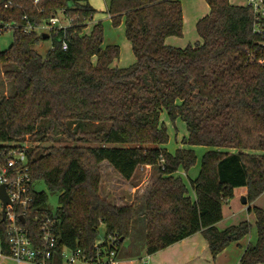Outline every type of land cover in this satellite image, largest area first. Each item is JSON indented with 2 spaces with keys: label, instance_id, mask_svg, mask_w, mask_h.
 Returning a JSON list of instances; mask_svg holds the SVG:
<instances>
[{
  "label": "trees",
  "instance_id": "16d2710c",
  "mask_svg": "<svg viewBox=\"0 0 264 264\" xmlns=\"http://www.w3.org/2000/svg\"><path fill=\"white\" fill-rule=\"evenodd\" d=\"M204 1L209 14L196 24L201 44L175 49L165 40L183 33L178 0H109L111 23L117 27L124 20L135 57L133 65L119 69L111 66L119 48L103 47L100 23L82 34L96 13L88 0H0V29L13 26L12 44L0 52L8 85L6 95L0 91V160L7 159L10 149H23L31 183L42 181L58 202L52 212L46 208L47 195L31 191L25 226L32 241L38 238L36 212L55 221L58 252L65 247L91 256L100 225L104 240L116 238L118 251L131 238L138 215L144 230L140 246L147 256L200 233L214 259L249 235L248 222L223 231L216 225L235 189L245 188L247 204L264 195V65L258 62L263 50L252 33L249 8L228 0ZM59 16L67 24L47 33L52 45L44 56L33 48L45 33L15 29ZM162 112L185 124L183 144L210 149L189 183L194 200L173 175L193 167L195 154L190 149L170 154L162 148L168 142L159 122ZM29 137L49 146L26 150L23 142ZM56 142L65 145L54 146ZM102 162L125 181L138 168L157 169L140 214L133 206L117 207L99 196ZM247 211L255 215L257 238L245 248L240 264H264V213ZM0 244L7 255L3 222Z\"/></svg>",
  "mask_w": 264,
  "mask_h": 264
},
{
  "label": "rangeland",
  "instance_id": "374dc122",
  "mask_svg": "<svg viewBox=\"0 0 264 264\" xmlns=\"http://www.w3.org/2000/svg\"><path fill=\"white\" fill-rule=\"evenodd\" d=\"M108 1L109 0H88V4L96 11L92 21L95 23H100L102 26L103 38L105 43L104 46H117L119 48V58L113 62V65L118 68H128L134 64L135 57L132 53L130 43L125 38L124 20L121 19V23L117 27H113L106 9ZM180 2L184 13V28L182 36L179 38H174H177L178 41L182 43L193 44L196 40L199 39L196 32V23L194 22L195 18L197 17V15L202 14L205 9H207L208 12V6L204 0H180ZM228 2L238 7L246 6V0H228ZM204 15H206V12L201 17H204ZM60 22L61 25H63L62 23H65L62 18H60ZM90 30L88 29L87 31L90 32ZM185 40L188 41L185 42ZM12 41V32L8 31L0 35V52L7 50L12 44ZM51 45V40L46 39L42 40L33 49L39 55L44 56L46 52L50 50ZM7 90L8 85L4 82L2 69L0 68V91L3 95H6ZM159 122L165 127L166 133L168 135V142L164 146V149L168 153L174 154L178 149L189 147L188 145L183 144V141L187 139V131L185 124L180 119H176L172 122L168 118L167 114L165 112H162L159 117ZM23 145L26 150H29L30 148H33L35 146H49V144H39L31 137L26 138L23 142ZM53 145L63 146L65 144L62 142H56ZM190 150H193L195 154V164L186 173H184L185 175L182 177V180L185 183L187 189V195L189 194V197H191V188L189 185L190 180L197 177L200 169L201 158L204 153L210 151V149L202 146H194ZM99 168V196L107 202H111V204L118 205V207L133 206L138 210V214H140L139 209L142 206V201L146 197L154 181L157 179V173L153 172L151 174V172L146 171L145 168L144 170L138 168L131 180L125 181L113 169H111V167L107 163L99 165ZM135 188H137L136 191L132 192L131 189ZM243 189L244 188L235 191V195L233 192V198L230 200H234V203L232 205H229L230 201L226 205H223V219L218 223V230L222 231L229 227L237 226L242 222H248L251 226L250 233L240 241L231 243L214 259L207 253L206 256H208V259H206V261L208 260L212 264H240V259L245 248L249 244L254 245L256 242L257 232L255 226V215L252 211L248 212L247 208H258L264 213V195L259 196L251 204H247L246 206H244L242 205V199L245 196L240 195V192H243ZM31 190L36 193H45L47 195L46 208H48L52 212L56 211L58 207L57 195L49 193L42 181H34L31 184ZM228 206L230 208H228ZM139 216L140 215H138L132 221L131 238L126 239L124 242H122L121 246L118 249L120 255H123L124 257H126L125 255H127V257H130V259L133 260L138 259V254L142 252V248L140 246V238L144 235V230L143 219ZM104 235L105 227L103 225H100L98 229V242L104 240ZM190 246L197 247L195 243L190 244ZM142 255L146 257L144 252L142 253ZM4 264L15 263L6 262Z\"/></svg>",
  "mask_w": 264,
  "mask_h": 264
},
{
  "label": "built area",
  "instance_id": "2783aa9c",
  "mask_svg": "<svg viewBox=\"0 0 264 264\" xmlns=\"http://www.w3.org/2000/svg\"><path fill=\"white\" fill-rule=\"evenodd\" d=\"M38 0H34V3ZM8 2L3 7L7 9ZM250 9L253 24L252 33L260 40V47L263 50L259 64L264 65V0H246V6ZM22 21L26 22L23 17ZM61 25L60 16L51 17L47 23L39 26L25 24L15 29H20L24 34L36 33L47 34L56 28H64ZM11 24L1 25L0 35L11 31ZM62 49L66 45L62 44ZM7 159L0 160V186L5 187L10 205L3 210L0 202V223H5V235L8 254L2 251L0 244V260H10L15 264H50L58 259L61 264H120L116 245V238L109 237L107 240L96 242L94 245V255L91 256L80 249H70L63 247L60 252L57 250V241L54 234L55 221L45 213L37 214L33 222L38 228V238L32 241L30 232L25 226V216L30 213L32 203L31 178L27 168V160L23 149H10ZM4 215V220L2 216ZM20 217L24 223L20 222Z\"/></svg>",
  "mask_w": 264,
  "mask_h": 264
},
{
  "label": "crops",
  "instance_id": "0c3cea01",
  "mask_svg": "<svg viewBox=\"0 0 264 264\" xmlns=\"http://www.w3.org/2000/svg\"><path fill=\"white\" fill-rule=\"evenodd\" d=\"M178 1L180 2V0H178ZM180 4H181V2H180ZM230 5H232V4H230ZM232 6H236V5H232ZM181 8H182V5H181ZM106 9H107V6H106ZM205 12H206V15H204V17L209 14V8H208V12H207V9H205L202 12V14L197 15V17L195 18V21H194L196 24H197V22L199 20H201L202 18H204V17H201V16ZM182 15H183V19H184L183 8H182ZM62 24L63 25H66L67 22L62 23ZM95 24L96 23L93 22V21L91 23H88L87 26H86V28L82 32V34L83 35L90 34V32H91V30H92V28H93V26ZM90 28H91V30H90ZM183 28H184V24H183ZM88 29L90 30V32L87 31ZM184 33H185V30H184ZM187 41L188 40H185V42H187ZM104 44L105 43L103 42V46H104ZM198 44H201V40L200 39L196 40L193 44H190V43H182V42L178 41L177 38H174V37H169V38H167L165 40V45L166 46H169V47H172V48H175V49H184V48H186L188 46L193 47V46H196ZM104 47H106V45ZM134 63H135V61H134ZM111 66L113 68H118V67H115L113 64ZM119 69H125V68H119ZM162 148H164V146ZM191 148L192 147L183 148V149H191ZM103 163H106V162H102L100 165H102ZM144 168H145L146 171L151 172V174L153 172H156L157 173V169L155 167L144 166V167H141L140 169H143L144 170ZM111 169H112V167H111ZM184 175H185L184 172L181 169H179L177 171V173H175L173 176L174 177H178V178H180L182 180V177ZM157 176H158V173H157ZM196 178H194V179H192L190 181H194ZM184 185H185V183H184ZM136 189L137 188L131 189V191L132 192H135ZM241 189L242 188L235 189L234 190V195H235V191H238V190H241ZM245 193H246V190L244 188L243 189V192L242 191L240 192V195L241 196H245ZM188 197H189V194H188ZM190 198L192 200H194V194H193L192 189H191V197ZM227 203H229V202H227ZM233 203H234V200L230 201V204L229 205H232ZM110 204H111V202H110ZM111 205H114V206H117L118 207V205H116V204H111ZM246 205H247V202H246V204L244 206H246ZM122 207H124V206H122ZM228 208H230V207L228 206ZM248 208L252 209L254 207H248ZM140 218H142V217H140ZM255 222H256V219H255ZM216 229L218 230V224L216 225ZM218 231H220V230H218ZM192 243H195L197 245V247L190 246V244H192ZM143 252L144 251L142 250V252L138 254V257H137L138 259H135L134 258L135 260H133V259H130V257H127V255H125L126 257H124L123 255H120V253L118 251V258L120 260V264H208V263L209 264H212L208 260L206 261V259H208V256H206L207 253L210 256H211V254L209 252V249H208V246H207L206 241L202 238V235L200 233H197V234L193 235L192 237H189V238H187V239H185V240H183V241H181L179 243H176L175 245H172V246H170V247H168V248H166V249H164L162 251H159V252L151 255L150 257L147 256V255H146V257L143 256L142 255ZM6 262H12V261H10V260L1 261L0 260V264H4Z\"/></svg>",
  "mask_w": 264,
  "mask_h": 264
},
{
  "label": "water",
  "instance_id": "95a60500",
  "mask_svg": "<svg viewBox=\"0 0 264 264\" xmlns=\"http://www.w3.org/2000/svg\"><path fill=\"white\" fill-rule=\"evenodd\" d=\"M47 37H48L47 34H43L42 35L43 40H46ZM0 202L2 203L3 210L5 209V207L7 205H10V202H9V199H8L7 194H6V191H5V187L4 186H0ZM242 204L243 205L246 204L245 197L242 199ZM2 220H4V215L2 216ZM20 222L21 223H24V219L22 217H20Z\"/></svg>",
  "mask_w": 264,
  "mask_h": 264
}]
</instances>
